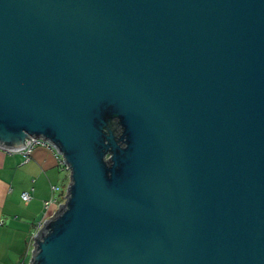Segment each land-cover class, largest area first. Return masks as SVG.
<instances>
[{"label":"water","instance_id":"1","mask_svg":"<svg viewBox=\"0 0 264 264\" xmlns=\"http://www.w3.org/2000/svg\"><path fill=\"white\" fill-rule=\"evenodd\" d=\"M29 138L69 172L29 264H264V0H0Z\"/></svg>","mask_w":264,"mask_h":264},{"label":"crops","instance_id":"2","mask_svg":"<svg viewBox=\"0 0 264 264\" xmlns=\"http://www.w3.org/2000/svg\"><path fill=\"white\" fill-rule=\"evenodd\" d=\"M68 184L69 172L51 151L37 148L24 163L20 153L0 150V264L29 263L43 203L61 198ZM24 192L30 194V201L22 200Z\"/></svg>","mask_w":264,"mask_h":264},{"label":"built area","instance_id":"3","mask_svg":"<svg viewBox=\"0 0 264 264\" xmlns=\"http://www.w3.org/2000/svg\"><path fill=\"white\" fill-rule=\"evenodd\" d=\"M31 139L30 138L27 139L25 141V146L26 147L22 151L18 152V153H20L22 155L24 163H26V162H28L30 160L31 154H32V152L35 149H37V148H45V149L51 151L54 154V156H55L56 160L58 161V163L63 168L66 169V167H65V165L63 163L61 155L56 151L55 147L52 144H50L49 142H47V141H45L43 139H35V138H31ZM0 150H2V149H0ZM2 151H4V150H2ZM4 152H7V151H4ZM8 153H11V152H8ZM52 189L54 191H56L57 188L53 187ZM65 194H66V192H65ZM65 194H63L61 196V198L52 197V198H50L49 200H47V201H45L43 203V220H42V222L39 223L37 231L40 229V227L42 226V223L45 220H47L53 214H55V212L58 210L60 204L63 202ZM21 197H22V200L24 202H28L31 199V196H30V194L28 192H24L21 195ZM37 231L32 236V244H33V237L35 236Z\"/></svg>","mask_w":264,"mask_h":264},{"label":"rangeland","instance_id":"4","mask_svg":"<svg viewBox=\"0 0 264 264\" xmlns=\"http://www.w3.org/2000/svg\"><path fill=\"white\" fill-rule=\"evenodd\" d=\"M31 253H32V249H31V251H30V258H31Z\"/></svg>","mask_w":264,"mask_h":264}]
</instances>
